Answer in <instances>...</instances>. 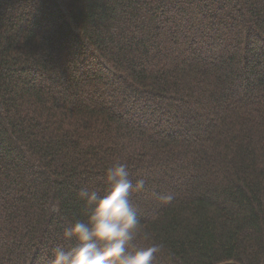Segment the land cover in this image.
I'll return each mask as SVG.
<instances>
[{
  "label": "trees",
  "instance_id": "trees-1",
  "mask_svg": "<svg viewBox=\"0 0 264 264\" xmlns=\"http://www.w3.org/2000/svg\"><path fill=\"white\" fill-rule=\"evenodd\" d=\"M116 162L129 251L264 264V0H0V264L74 246Z\"/></svg>",
  "mask_w": 264,
  "mask_h": 264
},
{
  "label": "clouds",
  "instance_id": "clouds-1",
  "mask_svg": "<svg viewBox=\"0 0 264 264\" xmlns=\"http://www.w3.org/2000/svg\"><path fill=\"white\" fill-rule=\"evenodd\" d=\"M106 189L101 193L81 188L79 198L87 208L86 219L65 228L62 238L75 240L67 250L63 246L53 249L51 264H152L160 246L129 251L131 242L141 234L137 211L130 199L132 194L145 191L146 181L130 178L126 163L116 162L105 170ZM169 203L173 194H152ZM144 239H150L147 232Z\"/></svg>",
  "mask_w": 264,
  "mask_h": 264
}]
</instances>
